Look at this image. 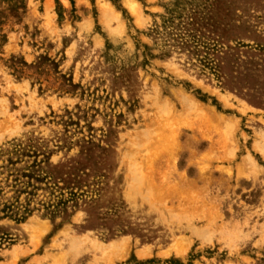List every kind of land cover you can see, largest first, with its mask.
Instances as JSON below:
<instances>
[{
  "label": "rangeland",
  "instance_id": "rangeland-1",
  "mask_svg": "<svg viewBox=\"0 0 264 264\" xmlns=\"http://www.w3.org/2000/svg\"><path fill=\"white\" fill-rule=\"evenodd\" d=\"M0 235V264H264V0H0Z\"/></svg>",
  "mask_w": 264,
  "mask_h": 264
},
{
  "label": "bare ground",
  "instance_id": "bare-ground-1",
  "mask_svg": "<svg viewBox=\"0 0 264 264\" xmlns=\"http://www.w3.org/2000/svg\"><path fill=\"white\" fill-rule=\"evenodd\" d=\"M129 3V2H128ZM112 14H113V12H112ZM114 15V14H113ZM139 179V178H138ZM134 187V186H133ZM105 245V244H104ZM103 246V245H102ZM110 246V245H109ZM98 250L99 249H101V247L100 246H95ZM116 248H117V246H115ZM115 247H111L112 249H114ZM103 248V247H102ZM102 250H104V249H102ZM106 251V250H105ZM111 252L110 253H112V250H110ZM104 252V251H103ZM107 252V251H106ZM102 253V252H101ZM108 255H109V253H108Z\"/></svg>",
  "mask_w": 264,
  "mask_h": 264
},
{
  "label": "trees",
  "instance_id": "trees-1",
  "mask_svg": "<svg viewBox=\"0 0 264 264\" xmlns=\"http://www.w3.org/2000/svg\"><path fill=\"white\" fill-rule=\"evenodd\" d=\"M9 209V207H7V210ZM5 241V237L3 235H0V244L3 243Z\"/></svg>",
  "mask_w": 264,
  "mask_h": 264
}]
</instances>
